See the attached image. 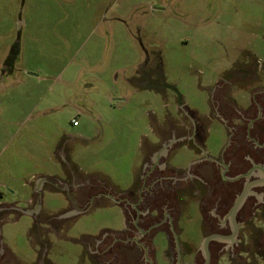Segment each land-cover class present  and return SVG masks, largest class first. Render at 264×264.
Masks as SVG:
<instances>
[{"label": "rangeland", "instance_id": "1", "mask_svg": "<svg viewBox=\"0 0 264 264\" xmlns=\"http://www.w3.org/2000/svg\"><path fill=\"white\" fill-rule=\"evenodd\" d=\"M235 60L256 65L254 88L264 86V0H0V247L6 257L36 264L49 249L46 259L55 264H91L75 241L95 253L103 235L105 243L118 239L126 216L105 199L90 204V197L140 185L158 149L151 145L145 153L148 143H156L157 122H168L165 138L172 120L203 119L206 151L216 156L228 145L212 96L215 80ZM147 61L178 90L182 112L173 92L131 84ZM65 138L67 161L57 155ZM200 159L195 146L177 145L165 174L187 173ZM195 170L190 168L191 178ZM41 178H47L42 191L36 188ZM192 187L180 202L185 251H197L208 234L201 187ZM37 203L43 224L28 212ZM63 214L72 218L60 222ZM253 225L263 227L258 220ZM39 232L48 236L47 246ZM170 244L176 258L172 235ZM154 246L157 262L165 264L167 235L158 232ZM248 248L252 254L254 244Z\"/></svg>", "mask_w": 264, "mask_h": 264}, {"label": "flooded vegetation", "instance_id": "2", "mask_svg": "<svg viewBox=\"0 0 264 264\" xmlns=\"http://www.w3.org/2000/svg\"><path fill=\"white\" fill-rule=\"evenodd\" d=\"M258 71V67L249 60H235L214 82L212 113L229 133L228 145L216 156L206 151L202 142L205 120L194 119L190 115V121L185 119L180 125L172 120L165 138L164 128L168 122L166 125L157 122L154 145L158 149L147 161L149 172L143 173L140 185L137 187L134 184L120 195L111 196L104 192L91 195L90 204L97 199H105L120 206L126 216L124 229L115 232L118 239L105 243L107 235H103L95 253L90 244L79 242L91 264H159L154 246L158 232L165 233L169 240V247L164 253L165 264H264V183H258L264 180V86L254 88L260 80ZM130 82L137 88L173 92L165 87L168 84L160 66H150L148 61ZM243 93L247 95L243 97ZM178 103L182 112L184 105H180L179 98ZM185 143L195 146L201 153L199 162L192 165L196 166L192 178L189 173L192 166L186 170L187 173L166 176L165 172L172 170L168 165L171 151ZM148 146H145V153ZM145 165L143 159V169ZM192 179L196 184L192 185ZM197 185L201 187L198 197L203 234L205 228L208 230L207 236L203 235L204 240L208 237L213 239L207 251L204 244L197 251L189 247L185 251V245L179 240L181 231H178L184 211L180 202L182 197L190 194L192 186ZM93 188L90 183V191ZM243 194L245 198L233 217V209ZM31 214L39 224L46 219L37 206ZM170 215L176 216V222ZM71 218V214H63L58 219L61 222ZM254 220L260 221L263 227L254 226ZM64 226L57 227L56 231L61 232ZM35 228L41 231L39 225L36 224ZM45 232L48 233L47 230ZM255 234L258 238H254ZM170 235L175 241L176 258L169 255ZM47 237L39 232L41 243L45 240L48 245ZM252 243L254 251L251 254L248 247ZM103 244L105 247L98 249V245ZM48 250L39 256L36 264H52L46 259L45 252ZM198 252L203 253L201 262L197 261ZM6 256L5 251L0 252V264H13ZM187 256L190 262L185 260Z\"/></svg>", "mask_w": 264, "mask_h": 264}, {"label": "crops", "instance_id": "3", "mask_svg": "<svg viewBox=\"0 0 264 264\" xmlns=\"http://www.w3.org/2000/svg\"><path fill=\"white\" fill-rule=\"evenodd\" d=\"M67 141H69V139L68 138H65V140H61L60 142H59V145H58V147H57V155L59 156V157H62L63 158V160L64 161H67V155H68V144H67ZM148 145L149 146H151V145H154L153 143L151 144V143H148ZM68 174V173H67ZM68 176H69V174L67 175V178H68ZM71 176V175H70ZM72 177V180H74V178H73V176H71ZM45 180V179H47V178H41V180ZM40 180V181H41ZM61 181V180H60ZM44 184H46V182L44 181V183L42 182V183H40V182H37V187L36 188H38L40 191H42L44 188ZM36 188H35V190H36ZM37 193H38V191H36ZM1 206V205H0ZM40 210H41V208H40ZM34 210H30V209H28V212L31 214L32 212H33ZM42 212H43V210H41ZM32 215V214H31ZM76 243H79L78 241H75ZM42 243H45V240L42 242ZM45 245H46V243H45ZM4 252L5 251V249H3V248H1L0 247V252ZM12 255V254H11ZM13 256V255H12ZM15 258V257H14ZM15 262H12L13 264H21L20 262H17L16 261V258H15V260H14ZM50 263H52V264H55V263H53V262H50Z\"/></svg>", "mask_w": 264, "mask_h": 264}, {"label": "water", "instance_id": "4", "mask_svg": "<svg viewBox=\"0 0 264 264\" xmlns=\"http://www.w3.org/2000/svg\"><path fill=\"white\" fill-rule=\"evenodd\" d=\"M165 87H166L167 89L172 90V91L178 96V98H179V100H180V105H182V102H181V96H180L178 90H177L175 87L170 86V85H167V86H165ZM42 182L44 183V180H41V181H40V183H42ZM258 183H264V180L261 181V182H258ZM244 198H245V194H243V195L239 198V200H238V202H237V204H236V206L234 207L233 212H232V216H233V217L235 216L236 212L238 211V209H239L240 205L242 204V201L244 200ZM38 207L40 208L39 204H38ZM212 239H213V237H208V238L205 240V242H204V247H205L206 251L208 250V244H209L210 241H212ZM176 242H177V245H178V239H177V237H176ZM179 262H180V255H179Z\"/></svg>", "mask_w": 264, "mask_h": 264}, {"label": "built area", "instance_id": "5", "mask_svg": "<svg viewBox=\"0 0 264 264\" xmlns=\"http://www.w3.org/2000/svg\"><path fill=\"white\" fill-rule=\"evenodd\" d=\"M72 123H73L74 126H77V124H78L77 121H75V120H73Z\"/></svg>", "mask_w": 264, "mask_h": 264}]
</instances>
